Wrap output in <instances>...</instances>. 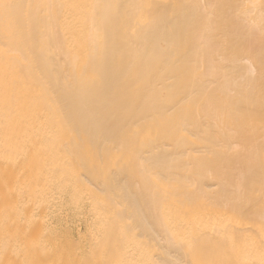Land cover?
Segmentation results:
<instances>
[{
    "label": "bare ground",
    "instance_id": "obj_1",
    "mask_svg": "<svg viewBox=\"0 0 264 264\" xmlns=\"http://www.w3.org/2000/svg\"><path fill=\"white\" fill-rule=\"evenodd\" d=\"M0 264H264V0H0Z\"/></svg>",
    "mask_w": 264,
    "mask_h": 264
}]
</instances>
